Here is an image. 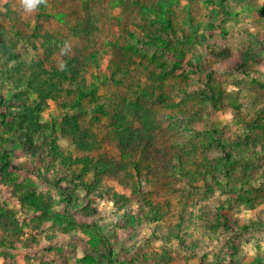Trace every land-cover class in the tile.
I'll return each instance as SVG.
<instances>
[{
    "label": "rangeland",
    "instance_id": "1",
    "mask_svg": "<svg viewBox=\"0 0 264 264\" xmlns=\"http://www.w3.org/2000/svg\"><path fill=\"white\" fill-rule=\"evenodd\" d=\"M137 1L149 18L135 0H44L33 12L0 0V161L11 160L0 171V264H79L88 254L99 264H264V0H229L226 22L205 0ZM85 18L96 46L71 35ZM141 26V40L153 43L150 27L186 51L182 68L162 46L128 49ZM61 49L97 56L83 81L48 93L31 82L33 63ZM146 100L151 147L127 158L111 108ZM250 133L255 142L233 149L230 183L224 153ZM106 156L121 165L113 175L76 163ZM32 189L48 218L24 201ZM94 236L109 245L92 249Z\"/></svg>",
    "mask_w": 264,
    "mask_h": 264
},
{
    "label": "trees",
    "instance_id": "2",
    "mask_svg": "<svg viewBox=\"0 0 264 264\" xmlns=\"http://www.w3.org/2000/svg\"><path fill=\"white\" fill-rule=\"evenodd\" d=\"M208 5L214 6L213 12L216 14L217 17L222 16L223 21L230 20L233 16V9L230 5L229 0H205ZM122 2V1H121ZM135 5L140 8V12L143 14L144 18H149L151 9L144 4H141L139 1L135 0ZM165 26H170V21L163 19ZM73 27L70 28L71 35L74 38H78L79 40H83L84 42L90 43V45L94 44V46L98 45V41L95 39L96 35L94 32V25L93 21L85 18L84 20H77ZM141 33H138L137 36L132 35V39L137 40V43L134 46H129L128 49L132 50L136 54L140 50L138 48V45H145V46H153L156 48H159L162 46V48H165L169 54H172L173 58L175 59L174 62V70L176 68H182V61L186 59V51L183 49H179L177 46H173L170 41H168L165 37H163L162 33H155L152 32L151 28L149 27V41L152 40V42H146L141 40L140 38H144V35L147 34L148 28L141 26ZM155 33V34H154ZM48 42L55 44H61L60 41H57L53 39V37H48ZM156 40V41H154ZM191 38H187V43L185 44H191ZM162 42V44L160 43ZM63 46V45H62ZM127 49V50H128ZM62 54L57 58L55 57V53L53 51H46L45 53V61L48 63V67L45 66V61L43 60H37L35 63H33V71L34 76L31 82L35 83L36 86L42 87H48L47 92H56L59 89V84L64 81L74 82L78 83L83 81L84 74L86 72V66L89 64V59H92L93 57L96 58V54H91V58H85L81 56V53H71L70 50L66 52L65 49H61ZM197 62L201 66L202 63V56H197ZM193 65V63H191ZM60 66V67H59ZM208 89H214L212 87L211 83H208ZM161 91V90H159ZM145 95L148 96V91H145ZM152 98H156L159 101H165L167 99L164 98L163 94L156 95L155 93L150 94ZM147 102H140L136 101L135 103H121L116 104L112 106L111 109H115V114L113 116V123H114V130L118 135V139L120 142L121 149L124 154H126L127 158H129L135 151L136 148L142 147L145 148L143 151L144 153L147 152V149L151 147V137L149 136L151 129L154 128V113L152 110L148 109L145 106V103ZM102 107V106H100ZM129 116H133L134 122L138 121L137 123L140 124L141 127L135 128L133 125L132 119H130ZM138 118V119H137ZM5 122V121H4ZM3 122V123H4ZM149 133V134H148ZM213 137V136H212ZM245 138H240L239 141H234V146L232 145V149L229 152H225L223 156V163H224V169H225V176L228 178L230 183L233 182V180L238 179L236 175L237 168H240V164L238 163V159L235 157V149L236 146L240 148L242 144L249 145L252 142H255L254 135L251 133L249 136H244ZM238 142V143H237ZM82 151L87 153L91 152L93 147H91L90 144L84 143V145L81 144ZM59 155V154H57ZM64 160H69L68 158H64ZM182 162V159H180ZM76 163H82L83 169L81 170L82 174L94 172L98 174L99 176L101 174L104 175H113L115 172H117L116 168H121V165L119 163H115L112 159H109L107 156L103 157L99 160H95L90 157H85L84 159H78L76 160ZM117 164V165H116ZM11 167V160L10 156L4 152L3 158L0 161V171H5L8 168ZM116 167V168H115ZM245 167L248 168V171L250 172L251 169L247 165ZM249 172L244 171L245 174H248ZM79 176V175H78ZM113 198L116 201H127V198L125 196L119 195L117 193L113 194ZM71 196L65 197V200L67 202L70 201ZM24 201L29 204L31 208H34V210L37 212L39 211L42 216L49 217L50 214H52V209L48 205L44 204V199L41 196H37L36 192L32 189L30 191H27L24 195ZM147 202V200H146ZM157 215V214H156ZM65 219H69V225L72 227H77V224L75 220L72 217H67ZM82 229H85V226H81ZM91 248L96 250L103 246L107 247L109 243L106 239H98L96 236L93 237V242L90 244ZM108 251H106L107 253ZM106 256H113V252L109 251ZM110 263H113V259L110 261ZM79 264H99L98 260L94 258V256L88 254L82 261H80Z\"/></svg>",
    "mask_w": 264,
    "mask_h": 264
},
{
    "label": "clouds",
    "instance_id": "3",
    "mask_svg": "<svg viewBox=\"0 0 264 264\" xmlns=\"http://www.w3.org/2000/svg\"><path fill=\"white\" fill-rule=\"evenodd\" d=\"M25 11L33 12L35 11L44 0H21Z\"/></svg>",
    "mask_w": 264,
    "mask_h": 264
}]
</instances>
